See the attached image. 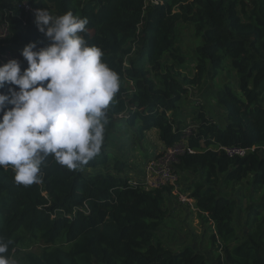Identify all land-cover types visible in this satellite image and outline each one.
<instances>
[{"label":"trees","instance_id":"obj_1","mask_svg":"<svg viewBox=\"0 0 264 264\" xmlns=\"http://www.w3.org/2000/svg\"><path fill=\"white\" fill-rule=\"evenodd\" d=\"M25 1L53 16L72 11L86 17L81 35L101 48L102 61L120 77V90L106 110L101 151L86 165L70 170L49 155L41 182L29 186L16 183L11 165L0 166V235L12 241L11 258L27 264H264V0H0V26L8 24L10 31L1 50H23L30 42L38 50L51 43L21 7ZM180 23L203 41L192 77L171 64L186 63L178 45ZM225 59L239 85L217 91L221 116L204 106L193 113L185 140L192 152L175 165L181 180L186 173L197 178L178 192L211 225L218 256L190 246L172 253L156 237L170 217L169 200L180 193L170 185L148 190L131 183L118 173L124 164L110 171L108 148L121 121L141 134L156 130L164 149L179 143L186 127L178 116L181 102L210 74L216 78ZM9 87L0 91L7 94ZM229 147L255 150L230 158L223 151ZM243 183L261 202L252 197L241 237L235 226L239 202L223 190ZM32 241L43 248L18 257Z\"/></svg>","mask_w":264,"mask_h":264},{"label":"clouds","instance_id":"obj_2","mask_svg":"<svg viewBox=\"0 0 264 264\" xmlns=\"http://www.w3.org/2000/svg\"><path fill=\"white\" fill-rule=\"evenodd\" d=\"M35 23L51 43L37 50L30 42L18 59L0 66V166L11 165L17 184L42 180L49 155L75 170L101 151L110 102L120 90V77L101 48L89 46L81 33L88 19L68 11L53 16L35 10ZM12 241L0 235V264H17L9 255Z\"/></svg>","mask_w":264,"mask_h":264},{"label":"rangeland","instance_id":"obj_3","mask_svg":"<svg viewBox=\"0 0 264 264\" xmlns=\"http://www.w3.org/2000/svg\"><path fill=\"white\" fill-rule=\"evenodd\" d=\"M2 2L12 3V0H2ZM178 27L180 29L178 45L182 49L186 63L185 67L174 62L171 64L174 70L178 71L182 76L192 77L195 69L196 50L202 45L203 41L201 37L195 36L192 27L183 23H180ZM225 85L234 87L239 85L238 74L230 67L228 59H225L224 69L216 78L210 74L202 87L191 89L189 97H186L181 102L178 116L186 123L185 129L193 124V118L195 117L193 113H198L201 106H204L205 112H214L217 116H221V111L217 109L214 100L217 96V91L222 90ZM119 124L116 130L117 139H114V142L108 148L109 168L110 171L114 172L116 163L124 164L123 171L121 173L118 172L119 175H122V178H128L131 183H137L140 179L138 176L142 172L146 161L160 150L161 142L158 132L154 130L141 134L138 127L132 130L124 121ZM98 169H101V167L99 166ZM86 171L94 172L95 169H87ZM102 171H106V168ZM192 180L196 181L197 178L188 173L183 174L180 182L181 192L187 191V186ZM223 193L229 197L236 198L239 202L241 210L236 214L235 226L237 235L243 237L247 231L245 223L249 214L248 205H250L253 198L255 203L261 202V195L252 194V189L247 183L241 185L233 184L229 188L224 189ZM185 194L188 195V192ZM194 206L193 203L192 206L187 203H181L177 197L171 198L168 203L170 217L157 233L156 242L163 243L172 253H179L185 247L190 246L199 253L206 255V257H217L218 251L211 244V225L204 223L200 219ZM39 247L38 243H30L29 248L19 250L16 255L24 259L23 255L30 250H33L36 254ZM17 264H27V262L17 261Z\"/></svg>","mask_w":264,"mask_h":264},{"label":"built area","instance_id":"obj_4","mask_svg":"<svg viewBox=\"0 0 264 264\" xmlns=\"http://www.w3.org/2000/svg\"><path fill=\"white\" fill-rule=\"evenodd\" d=\"M24 11L32 16V20L35 19V8L28 2H23L21 6ZM24 25L26 26V20H24ZM10 36L9 25L0 26V43L5 41ZM22 50H1L0 49V66L7 63L11 59H18L21 62L23 69V57L21 55ZM192 125L188 126L184 130V136L182 140L176 145L163 149L162 152L151 156L146 163L144 168L138 178L137 183L143 184L148 190L153 189H162L165 186H173L175 188V193H178V188L181 182V177L175 169V165L179 161V158L182 157L187 152H192L187 148L186 136H189L192 131ZM252 148H243V147H229L223 148L225 154L230 157H245L250 152L254 151ZM180 201L182 203H187L192 206L194 204L188 196L180 194Z\"/></svg>","mask_w":264,"mask_h":264},{"label":"crops","instance_id":"obj_5","mask_svg":"<svg viewBox=\"0 0 264 264\" xmlns=\"http://www.w3.org/2000/svg\"><path fill=\"white\" fill-rule=\"evenodd\" d=\"M157 135V134H156ZM159 148V147H158ZM163 149H164V147L162 146V144H161V147H160V150L159 151H157L156 152V154H158V153H160V152H162L163 151Z\"/></svg>","mask_w":264,"mask_h":264}]
</instances>
